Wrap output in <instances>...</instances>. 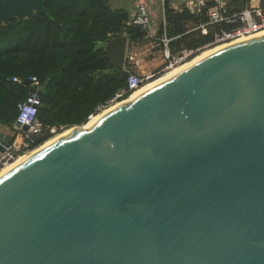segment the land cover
<instances>
[{"label": "water", "instance_id": "obj_1", "mask_svg": "<svg viewBox=\"0 0 264 264\" xmlns=\"http://www.w3.org/2000/svg\"><path fill=\"white\" fill-rule=\"evenodd\" d=\"M45 2L0 0V27ZM70 128L0 177V264H264V34Z\"/></svg>", "mask_w": 264, "mask_h": 264}, {"label": "trees", "instance_id": "obj_2", "mask_svg": "<svg viewBox=\"0 0 264 264\" xmlns=\"http://www.w3.org/2000/svg\"><path fill=\"white\" fill-rule=\"evenodd\" d=\"M252 0H231L227 7L240 10ZM206 1L199 11L183 6L175 9L165 0L164 29L171 40V55L181 49L193 55L211 42L216 28L202 34L197 26L208 21ZM264 5V0L261 1ZM125 8H112L108 0H46L44 12L18 21L11 18L0 27V126L13 127L17 104L29 93V86L12 80L36 77L42 91L37 118L44 127L32 148L52 137L50 128L59 131L85 124L89 117L115 94L126 90L127 73L105 57L111 39L125 35L127 45L147 40L145 30L128 24ZM212 47V46H211ZM126 61H124L125 63ZM126 91L122 99L129 96Z\"/></svg>", "mask_w": 264, "mask_h": 264}, {"label": "built area", "instance_id": "obj_3", "mask_svg": "<svg viewBox=\"0 0 264 264\" xmlns=\"http://www.w3.org/2000/svg\"><path fill=\"white\" fill-rule=\"evenodd\" d=\"M206 1L209 0H188L186 6L197 12L204 6ZM213 2L214 4L206 10L208 21L196 27L202 34L207 33V27L216 28L211 42L206 44L203 49L216 45L229 44L264 32V5L258 3L259 0H252L250 4H246L242 9L235 11L229 10L225 0H213ZM164 18V9H162L160 22L157 26V22L153 20L147 4L139 1L135 6L134 12L130 15L128 24L140 27L146 31L148 38H154L159 42L164 55V65L166 68H170L187 62L192 57L194 51L181 49L173 55L170 54L168 44L171 39L166 36L164 29L160 35L156 34L160 24L164 27ZM123 66H125V63L122 65V68L127 73L126 90L115 94L105 105L99 106L98 111L111 106L115 102L124 100L121 97L126 91H129L131 94L135 89L143 85L144 81H149L153 77L152 74L138 76ZM12 80L19 84H25V81H28L29 87L34 88L35 91L41 90L40 83L36 77H28L25 80L14 77ZM40 105L41 97L36 92L28 93L27 97L17 104L18 115L16 121L19 123V127L13 125L17 130L13 138L18 135L17 141L11 143L5 148L4 152L0 153V162L6 159L12 161L20 154L32 149L35 138L41 135L44 129L37 118ZM23 125L27 127L26 130H22L21 127ZM50 129L52 132H55L53 127Z\"/></svg>", "mask_w": 264, "mask_h": 264}, {"label": "rangeland", "instance_id": "obj_4", "mask_svg": "<svg viewBox=\"0 0 264 264\" xmlns=\"http://www.w3.org/2000/svg\"><path fill=\"white\" fill-rule=\"evenodd\" d=\"M108 2L111 6L113 5L114 2L117 3L118 5V0H108ZM133 12H134V9H133ZM155 21L157 22V26H158V23L160 22V15L157 17V20ZM204 49L197 52V54H199ZM196 55H192V57L189 60H191ZM125 61H126L125 66L123 67L138 76H146V75L152 74L153 75L152 78H155L168 70V68H166L164 65V55H163L162 48L159 45V42L154 38L147 37V40H144L143 42H137L131 45H127ZM147 81H144V83H146ZM64 129H67V128H62L61 130L57 132L56 131L52 132L50 129L49 132L52 133L51 135L53 137L54 135H56L57 133H60ZM0 132H4L6 133V135L14 136L15 133H17V130L14 127L9 128V127L0 126ZM41 145H38L37 147L30 149V151L40 147Z\"/></svg>", "mask_w": 264, "mask_h": 264}, {"label": "bare ground", "instance_id": "obj_5", "mask_svg": "<svg viewBox=\"0 0 264 264\" xmlns=\"http://www.w3.org/2000/svg\"><path fill=\"white\" fill-rule=\"evenodd\" d=\"M264 34V32L259 33L258 35H262ZM230 44V43H229ZM228 44H223V45H216V46H212L209 48L204 49L203 51H201L199 54H197L195 57H193L191 60L184 62L182 64L179 65H175L172 66L170 68H168V70L166 72H164L163 74L150 79L149 81H147L146 83H144L143 85H141L140 87H138L137 89H135L127 98H125L124 100L118 101L113 103L111 106L104 108L102 110H100L99 112H96L95 114L91 115L87 121L86 124H84V127L87 128L89 126H91L103 113L113 109L114 107L123 104V103H127L133 99H135L136 97H138L139 95L143 94L144 92L150 90L151 88L169 80L170 78H172L173 76H175L178 72H180L181 70L187 68L188 66L192 65L193 63L197 62L198 60L208 56L209 54L227 46ZM73 128L70 129H64L63 131H61L60 133H57L56 135H54L52 138H50L49 140H47L46 142H44L40 147L22 153L19 156H17L15 159H13L10 163L5 164L3 167L0 168V177H2L4 174H6L8 171H10L11 169H13L14 167H16L18 164L22 163L24 160H26L29 156H31L32 154H34L37 150H39L40 148H42L43 146L47 145L48 143L52 142L53 140L67 134L68 132H70Z\"/></svg>", "mask_w": 264, "mask_h": 264}, {"label": "crops", "instance_id": "obj_6", "mask_svg": "<svg viewBox=\"0 0 264 264\" xmlns=\"http://www.w3.org/2000/svg\"><path fill=\"white\" fill-rule=\"evenodd\" d=\"M139 1H143L147 4V7L149 9V12L151 13L153 20H157V17L161 14V11L163 9V3L165 0H128V1L127 0H118V5H117V3L114 2L111 7L112 8H125L128 11V13L131 15L133 12V9H135V6ZM166 1L169 3V5L171 7L175 8V9L181 8L183 6L188 8V6H186V3L188 0H166ZM225 1H227V4H228L231 0H225ZM261 1L262 0H259L258 3H261ZM190 10L195 11L192 9H190ZM4 134H6V133H4Z\"/></svg>", "mask_w": 264, "mask_h": 264}]
</instances>
